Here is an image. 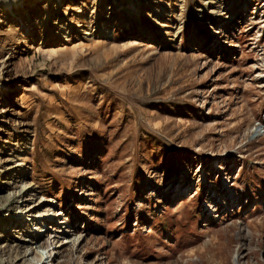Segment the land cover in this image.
<instances>
[{
  "label": "rangeland",
  "instance_id": "1",
  "mask_svg": "<svg viewBox=\"0 0 264 264\" xmlns=\"http://www.w3.org/2000/svg\"><path fill=\"white\" fill-rule=\"evenodd\" d=\"M36 5L0 2V264H264V0Z\"/></svg>",
  "mask_w": 264,
  "mask_h": 264
},
{
  "label": "bare ground",
  "instance_id": "2",
  "mask_svg": "<svg viewBox=\"0 0 264 264\" xmlns=\"http://www.w3.org/2000/svg\"><path fill=\"white\" fill-rule=\"evenodd\" d=\"M27 1H29V0H11V2L13 3V7L15 8V9H13V12L15 11V12H19V11H21V10H24L25 9V3L27 2ZM39 0H31V2H33V4L34 5H36L37 4V2H38ZM46 1H50V0H46ZM53 1V0H52ZM0 2L6 7V6H8V4L10 3V0H0ZM52 3V2H51ZM24 6V7H23ZM37 6V5H36ZM23 7V8H22ZM134 7H128V9H127V11H125L126 13H129V14H133V12H134ZM14 12V13H15ZM9 21H10V18L8 19ZM49 23V22H48ZM62 32H64L63 31V28H62V31H61V33ZM67 32V31H66ZM65 32V33H66ZM60 33V34H61ZM64 33V34H65ZM1 88V90H2V93L3 94H5V95H9L10 94V89L6 86V85H4V86H1L0 87ZM3 199V197H0V200H2ZM23 214V210H20V212H17L16 213V217H15V219H14V221H13V223L17 220V218H18V216L19 215H22ZM37 219V218H36ZM46 220H47V218H46ZM36 220L34 219L33 220V222H35ZM12 223V224H13ZM17 223H19V222H17ZM4 222L2 223L1 221H0V231H2L3 229H4ZM15 226L17 225V224H14ZM46 225H48V224H46ZM43 232V231H42ZM41 232V233H42ZM62 241H59V242H57L58 244H60V242H61V245H63V244H65V243H67V242H65L64 240H65V238H62L61 239ZM53 247V245L52 244H50V247L48 246L47 247V249H51ZM58 247H59V245H58ZM57 247V248H58ZM50 253H52V251L50 250ZM41 259H43V257L40 255L39 256ZM51 258H52V255H50L49 257H48V260H51ZM2 261H0V263H1Z\"/></svg>",
  "mask_w": 264,
  "mask_h": 264
},
{
  "label": "built area",
  "instance_id": "3",
  "mask_svg": "<svg viewBox=\"0 0 264 264\" xmlns=\"http://www.w3.org/2000/svg\"><path fill=\"white\" fill-rule=\"evenodd\" d=\"M258 131H259V133H260V128H259V130H258Z\"/></svg>",
  "mask_w": 264,
  "mask_h": 264
}]
</instances>
